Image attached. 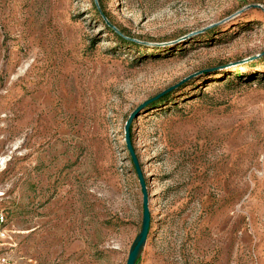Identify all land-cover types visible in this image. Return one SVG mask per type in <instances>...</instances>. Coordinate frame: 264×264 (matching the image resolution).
<instances>
[{
  "label": "rangeland",
  "instance_id": "obj_1",
  "mask_svg": "<svg viewBox=\"0 0 264 264\" xmlns=\"http://www.w3.org/2000/svg\"><path fill=\"white\" fill-rule=\"evenodd\" d=\"M139 109V264H264V0H0L5 264H127Z\"/></svg>",
  "mask_w": 264,
  "mask_h": 264
},
{
  "label": "water",
  "instance_id": "obj_2",
  "mask_svg": "<svg viewBox=\"0 0 264 264\" xmlns=\"http://www.w3.org/2000/svg\"><path fill=\"white\" fill-rule=\"evenodd\" d=\"M176 87L170 88L166 92L162 93L161 95H164L172 90H174ZM146 105L141 106L140 109L145 108ZM137 110L135 113L131 115L129 118L126 128H125V138H126V143H127V148L131 154L133 163L135 165L140 184L142 187V192H143V206H144V215H143V224L141 231L139 235L137 236L136 240L134 241L127 260V264H139L140 260L142 258V255L146 249L147 243H148V238L149 234L151 231V225H152V214L150 210V198H149V193H148V188H147V183L145 180V177L143 175V172L140 167V163L138 161V158L136 156L133 144H132V139H131V127L133 124V121L135 118L138 117L139 112L141 110Z\"/></svg>",
  "mask_w": 264,
  "mask_h": 264
},
{
  "label": "built area",
  "instance_id": "obj_3",
  "mask_svg": "<svg viewBox=\"0 0 264 264\" xmlns=\"http://www.w3.org/2000/svg\"><path fill=\"white\" fill-rule=\"evenodd\" d=\"M4 160L0 159V167H4ZM4 196V193H0V199ZM8 214L4 209L0 208V264H5L6 260L3 257V253L5 252V244L4 242L9 238V232L7 230L8 225Z\"/></svg>",
  "mask_w": 264,
  "mask_h": 264
},
{
  "label": "trees",
  "instance_id": "obj_4",
  "mask_svg": "<svg viewBox=\"0 0 264 264\" xmlns=\"http://www.w3.org/2000/svg\"><path fill=\"white\" fill-rule=\"evenodd\" d=\"M118 34V36L121 38V39H123V40H125L119 33H117Z\"/></svg>",
  "mask_w": 264,
  "mask_h": 264
}]
</instances>
